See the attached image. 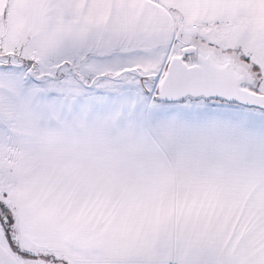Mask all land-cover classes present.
Listing matches in <instances>:
<instances>
[{
  "label": "snow or ice",
  "instance_id": "1",
  "mask_svg": "<svg viewBox=\"0 0 264 264\" xmlns=\"http://www.w3.org/2000/svg\"><path fill=\"white\" fill-rule=\"evenodd\" d=\"M0 264H264V0H0Z\"/></svg>",
  "mask_w": 264,
  "mask_h": 264
}]
</instances>
